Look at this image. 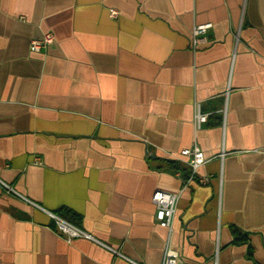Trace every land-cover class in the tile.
<instances>
[{
  "label": "crops",
  "instance_id": "0c3cea01",
  "mask_svg": "<svg viewBox=\"0 0 264 264\" xmlns=\"http://www.w3.org/2000/svg\"><path fill=\"white\" fill-rule=\"evenodd\" d=\"M46 32L54 43L31 51ZM194 144L207 162L189 179L173 161ZM156 190L178 195L170 228ZM47 211L119 254L66 241ZM167 251L264 264V0H0V264H163Z\"/></svg>",
  "mask_w": 264,
  "mask_h": 264
},
{
  "label": "built area",
  "instance_id": "2783aa9c",
  "mask_svg": "<svg viewBox=\"0 0 264 264\" xmlns=\"http://www.w3.org/2000/svg\"><path fill=\"white\" fill-rule=\"evenodd\" d=\"M112 15H116V11H110ZM212 27V23H198L195 24L191 31V45L193 48L197 47L199 44L204 42L205 35L208 30ZM54 43V35L51 32L44 33L41 37L32 39L29 43V48L31 51H41L50 47ZM209 113L202 111L201 106L196 104V112L194 117V124L196 128H199L203 123L207 121ZM224 156V151H221L218 157L222 158ZM181 158H185V163L190 169L189 179H193L197 172L198 167L202 166L207 162V158L204 152L194 144L191 147L184 148L179 152V157H176L174 161H179ZM35 163H39V158L34 159ZM8 187V186H6ZM9 188V187H8ZM178 195L177 193L167 192L163 190H156L152 195V203L155 206V221L156 223L165 228H170L172 223V218L174 215L176 202ZM47 213L53 218L54 225L53 230L60 236H62L66 241L70 242L72 239L77 237H84L87 239H94L89 233L77 227L73 223L67 221L63 217L56 215L47 211ZM105 248L110 251L119 254L116 250L112 249L109 245L97 241ZM163 264H177L176 257L171 251H167L164 256Z\"/></svg>",
  "mask_w": 264,
  "mask_h": 264
},
{
  "label": "trees",
  "instance_id": "16d2710c",
  "mask_svg": "<svg viewBox=\"0 0 264 264\" xmlns=\"http://www.w3.org/2000/svg\"><path fill=\"white\" fill-rule=\"evenodd\" d=\"M173 162H177V161H173Z\"/></svg>",
  "mask_w": 264,
  "mask_h": 264
}]
</instances>
